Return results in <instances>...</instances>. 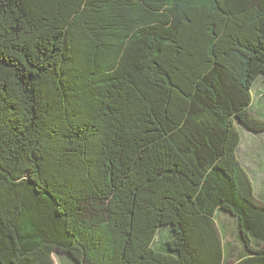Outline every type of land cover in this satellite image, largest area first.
Instances as JSON below:
<instances>
[{"label": "trees", "instance_id": "16d2710c", "mask_svg": "<svg viewBox=\"0 0 264 264\" xmlns=\"http://www.w3.org/2000/svg\"><path fill=\"white\" fill-rule=\"evenodd\" d=\"M245 129L264 0H0V264H264Z\"/></svg>", "mask_w": 264, "mask_h": 264}, {"label": "rangeland", "instance_id": "374dc122", "mask_svg": "<svg viewBox=\"0 0 264 264\" xmlns=\"http://www.w3.org/2000/svg\"><path fill=\"white\" fill-rule=\"evenodd\" d=\"M244 132L239 147V158L251 174L256 193L262 199L264 198V132L257 134L246 129ZM219 217L216 218L218 226L226 231L228 237L225 243L228 242L230 249L238 255L240 245L235 240L238 237L236 220L228 214Z\"/></svg>", "mask_w": 264, "mask_h": 264}]
</instances>
